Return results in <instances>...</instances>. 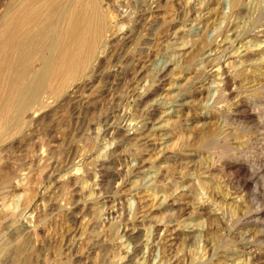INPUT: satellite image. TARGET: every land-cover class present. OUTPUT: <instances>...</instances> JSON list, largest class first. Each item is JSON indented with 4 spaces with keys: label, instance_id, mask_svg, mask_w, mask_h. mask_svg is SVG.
<instances>
[{
    "label": "rangeland",
    "instance_id": "obj_1",
    "mask_svg": "<svg viewBox=\"0 0 264 264\" xmlns=\"http://www.w3.org/2000/svg\"><path fill=\"white\" fill-rule=\"evenodd\" d=\"M102 9L86 70L0 142V264H264V0Z\"/></svg>",
    "mask_w": 264,
    "mask_h": 264
},
{
    "label": "bare ground",
    "instance_id": "obj_2",
    "mask_svg": "<svg viewBox=\"0 0 264 264\" xmlns=\"http://www.w3.org/2000/svg\"><path fill=\"white\" fill-rule=\"evenodd\" d=\"M240 3L232 0L233 7ZM107 28L102 0L6 1L0 13V142L22 124L25 116L41 109L45 98L71 86L97 54ZM130 32H124L126 40H131ZM178 45L163 71L184 48V44ZM180 199L178 190L169 198L158 197L159 205L177 206L182 204ZM139 207L147 211L145 203L139 201ZM165 221L157 219L156 227L166 226L165 239L172 242L176 231ZM184 225L194 230L198 223Z\"/></svg>",
    "mask_w": 264,
    "mask_h": 264
}]
</instances>
